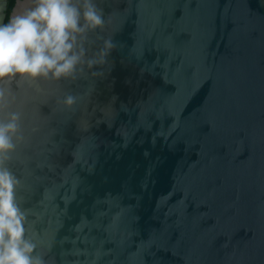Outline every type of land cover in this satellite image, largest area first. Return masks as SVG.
I'll return each mask as SVG.
<instances>
[{
  "label": "water",
  "instance_id": "1",
  "mask_svg": "<svg viewBox=\"0 0 264 264\" xmlns=\"http://www.w3.org/2000/svg\"><path fill=\"white\" fill-rule=\"evenodd\" d=\"M95 3L94 66L5 85L0 116L21 113L22 136L8 166L37 252L264 264V0Z\"/></svg>",
  "mask_w": 264,
  "mask_h": 264
},
{
  "label": "clouds",
  "instance_id": "2",
  "mask_svg": "<svg viewBox=\"0 0 264 264\" xmlns=\"http://www.w3.org/2000/svg\"><path fill=\"white\" fill-rule=\"evenodd\" d=\"M6 7L0 0V113L7 107L5 85L74 79L97 63L86 49L90 34L105 24L95 0H17L7 22ZM117 46L106 39L100 56L111 55ZM64 103L71 107L76 97L67 95ZM20 133L21 113L0 116V264H46L26 235V215L17 199L19 179L8 166Z\"/></svg>",
  "mask_w": 264,
  "mask_h": 264
},
{
  "label": "trees",
  "instance_id": "3",
  "mask_svg": "<svg viewBox=\"0 0 264 264\" xmlns=\"http://www.w3.org/2000/svg\"><path fill=\"white\" fill-rule=\"evenodd\" d=\"M16 3V0H8L7 2V9H6V19L5 22H7L8 15L11 13L12 9L14 8Z\"/></svg>",
  "mask_w": 264,
  "mask_h": 264
}]
</instances>
